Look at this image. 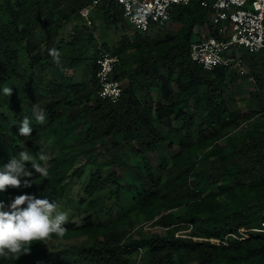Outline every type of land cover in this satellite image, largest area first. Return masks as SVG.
<instances>
[{"label": "trees", "instance_id": "obj_1", "mask_svg": "<svg viewBox=\"0 0 264 264\" xmlns=\"http://www.w3.org/2000/svg\"><path fill=\"white\" fill-rule=\"evenodd\" d=\"M88 4L0 0V89H12L0 134L10 122L18 144L33 141L38 153L50 146L56 151L40 184L24 179L30 188L44 187L53 202L63 196L67 176L78 179L92 165L82 193L90 198L106 189L121 215L104 224L85 216L64 225L63 237L49 239L82 237L78 245L35 252L45 241H33L25 246L28 254L8 253L0 264H264V51H238L245 74L237 84L228 67L204 71L187 50L193 28L217 36L208 22L210 8L197 2L173 6L169 21L179 25L173 36L148 43L151 30H133L129 39L102 46L118 57L111 78L126 84L110 104L95 95L94 62L104 50H93L89 77L77 83L49 55L63 43L56 40L58 30ZM97 12L110 25L125 22L113 1L103 0L92 16ZM84 37L91 41L89 27L75 25L71 40ZM34 109L44 111V125L32 122ZM24 117L33 127L28 137L18 131ZM148 153L156 155L155 167ZM8 163L0 150V170ZM133 254L139 257L131 259Z\"/></svg>", "mask_w": 264, "mask_h": 264}, {"label": "rangeland", "instance_id": "obj_2", "mask_svg": "<svg viewBox=\"0 0 264 264\" xmlns=\"http://www.w3.org/2000/svg\"><path fill=\"white\" fill-rule=\"evenodd\" d=\"M77 24H83L80 19H73V21L69 24L63 25L58 30V37H56V40L59 38H62L63 43L60 46V54H61V63L59 66L65 70V74L70 76L71 80L75 83L82 81L83 79H86L89 77V67H90V55L93 52V50H98L99 48L104 50L105 52L109 53V50H105L102 46L105 45L108 49L113 44L119 42L123 38L129 39V34L131 31L135 30L131 26H129L126 22H122L119 25H110L108 21H106L104 18L101 17V15L97 12L93 14L92 16V25L89 27V30L91 31V41H87L88 37H84L81 40H71V30L73 27ZM179 28V25L172 23L168 21L165 25L160 26L159 28L151 29L150 33L147 34V42L148 43H154L157 40L162 39L164 36H173L176 32V30ZM42 36L45 37L48 34V31H42ZM193 38H200L204 37L206 35V32L203 28H193L192 30ZM72 42L71 46L64 47V45L68 42ZM24 55L23 52L20 53V57ZM20 58V59H21ZM71 58H78L75 61V64H73L72 67H67L69 61ZM24 59V58H23ZM230 70H234L237 74V78L235 80V83L240 80L241 76H244V74H240L235 68H232ZM10 84L12 86L16 87V83L12 81ZM120 85L122 87H125V81L122 80L120 82ZM5 86H2L0 89V114L3 115V117L9 118V112L5 108V104L9 102V97L4 95L3 89ZM192 103L190 102V105ZM238 105L242 109V112H246V109H244L243 103L239 102ZM190 112L194 116V110L190 108ZM32 122L36 123L34 115L31 116ZM46 122V121H45ZM45 124V123H44ZM43 124V125H44ZM41 126V125H39ZM12 125L10 122L7 123L6 129H3L2 133L0 134V150L3 152V154L6 156L8 161L13 157L18 158L19 153L22 152L20 150L21 148H25L28 151V153L33 157V159L36 160L37 163H40L44 166H47L44 161H40L38 158V147L33 145V141L27 142L24 140L22 144H18L16 137L12 131H10ZM35 129V128H34ZM41 137V136H40ZM37 144V143H36ZM70 144V142L68 143ZM15 150L17 152L16 155L12 154V151ZM98 152L100 154H103L102 149H98ZM44 155H46L47 160L49 158H52L56 155V151L50 146L47 149L41 151ZM173 153V152H171ZM147 161L149 164L153 167L156 166L158 160L154 153H148L145 155ZM84 162V159L81 157H78L76 159V164H82ZM98 165H101L103 163L102 159H98L95 161ZM27 170L31 171L33 173L32 178L33 180L38 181L37 184H40L41 180H44V176H40L39 173H36L34 169L31 167V163H26ZM95 166L87 165L83 169V175L80 178H74L69 177L64 181V192L63 196L60 199L55 200L54 202L59 205V208L57 211L67 212L68 213V221L65 225L68 223H74L77 224L78 221L85 216H90L94 221L96 219L97 222L100 224L108 223L110 221H113L120 217L121 212L118 209V207L115 205V202L113 201V197L111 194L107 192L106 189L97 192L90 198L85 196L82 193V190L87 185L88 179L90 175L94 172ZM26 177H21V182L24 181ZM19 195H30L34 196L38 199L47 198L51 202V195L47 194V190L42 188H30V187H24L23 184L16 188L14 193L9 197H1L0 201H2L5 204V211H9L10 208L8 207L11 202L14 200L15 197ZM90 200H93L92 204H88ZM23 207H26L23 206ZM83 238H68L66 240H59V239H51L45 241L42 245L38 246L35 250H41L46 249L48 251H55L58 249H61L66 246L70 245H78ZM139 257L138 254H133L131 259H137Z\"/></svg>", "mask_w": 264, "mask_h": 264}, {"label": "built area", "instance_id": "obj_3", "mask_svg": "<svg viewBox=\"0 0 264 264\" xmlns=\"http://www.w3.org/2000/svg\"><path fill=\"white\" fill-rule=\"evenodd\" d=\"M103 0H89L77 12L86 26L92 25V13ZM122 10L124 21L140 33L159 28L169 21L173 6L197 2L210 8L208 22L217 36L194 39L188 45V58L204 71L217 67L235 68L240 74L238 51L248 54L264 51V0H109ZM118 57L99 51L94 65L95 95L102 101L115 104L120 99L122 87L111 78Z\"/></svg>", "mask_w": 264, "mask_h": 264}, {"label": "clouds", "instance_id": "obj_4", "mask_svg": "<svg viewBox=\"0 0 264 264\" xmlns=\"http://www.w3.org/2000/svg\"><path fill=\"white\" fill-rule=\"evenodd\" d=\"M49 55L55 63H61L60 52L53 48L49 50ZM3 93L6 96L12 94V89L5 87ZM33 115L36 123L43 125L46 121L45 113L42 109H34ZM19 134L28 137L33 132L31 121L24 117L19 125ZM40 161L46 162L47 157L43 153H37ZM30 162L32 169L40 176L47 177V167L37 163L27 152L19 153L18 158L13 157L3 170H0V192L7 187L18 188L21 186V177H31L33 173L26 168V163ZM24 187H31L29 180L23 181ZM26 207H23L25 206ZM5 204L0 201V257H6L8 253L16 255L23 251V254L30 252V245L33 241L49 240L53 234L63 237L66 228L64 225L68 221V213L57 211L59 205L49 199H38L30 195H19L14 198L8 206L9 211H5Z\"/></svg>", "mask_w": 264, "mask_h": 264}]
</instances>
